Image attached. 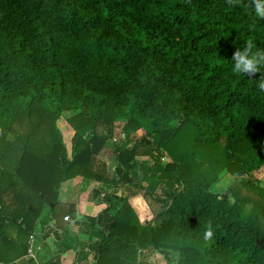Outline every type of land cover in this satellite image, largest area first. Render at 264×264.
<instances>
[{
  "label": "trees",
  "instance_id": "16d2710c",
  "mask_svg": "<svg viewBox=\"0 0 264 264\" xmlns=\"http://www.w3.org/2000/svg\"><path fill=\"white\" fill-rule=\"evenodd\" d=\"M258 5L0 0V264H22L33 234L52 230L61 188L76 177L101 183L92 200L105 205L79 222L95 255L81 247L78 264H152L153 252L169 264H264V188L253 178L264 168V64L234 71L235 53L264 54ZM117 122L108 177L93 162ZM227 172L235 183L213 191ZM120 187L141 194L151 221Z\"/></svg>",
  "mask_w": 264,
  "mask_h": 264
},
{
  "label": "crops",
  "instance_id": "0c3cea01",
  "mask_svg": "<svg viewBox=\"0 0 264 264\" xmlns=\"http://www.w3.org/2000/svg\"><path fill=\"white\" fill-rule=\"evenodd\" d=\"M103 152L105 150L101 153ZM81 179V177H76L62 186L59 196V210L54 216L51 217L47 211H42L43 221H48L50 216L52 230H49L48 234L43 232L34 233L29 244V249H32V255L20 258L17 263L22 262V264H25L32 261L33 264H46L51 259H57L59 255V259L56 260L57 264H78L77 253L81 251V247H84V251L88 252V260L93 261L95 254L88 244H92L95 239L93 241L90 240L89 235L84 233L79 222H83L88 216L96 217L105 206L93 202V187L76 186V183ZM137 202V197H134L130 205L136 214H139L140 211H137L139 210L138 205H135ZM141 208L143 209L144 207ZM71 210L76 214V219L73 221L65 219V217L70 216ZM41 228L42 224L38 220L36 232L40 231ZM55 230L61 233L59 235L61 240H58V237L54 235L53 231ZM63 248L65 250L61 251Z\"/></svg>",
  "mask_w": 264,
  "mask_h": 264
},
{
  "label": "rangeland",
  "instance_id": "374dc122",
  "mask_svg": "<svg viewBox=\"0 0 264 264\" xmlns=\"http://www.w3.org/2000/svg\"><path fill=\"white\" fill-rule=\"evenodd\" d=\"M123 124H124L123 122H117L115 124V128H116L115 140H112L110 142V145L107 146L105 152L100 153L96 157L95 161L93 162V168L96 171H98V172L100 171V173H103L105 176H108V177H113L114 169L117 165V158H116V155L114 153L113 143H117L119 141V136L122 134L121 129H122ZM59 126L63 132V138H64V140H65V142L69 148L71 145V137L73 135V131H72L71 127L69 126V124L66 122L64 116L59 120ZM142 133H143L142 131H138L135 135H136V137H139V136H141ZM165 161H169V158L167 157L165 159ZM237 178H238V175H235L233 173H228V172L223 173L220 176L219 180L213 185L212 189L215 192L223 193L233 183H235ZM253 178L259 182V185L261 187L264 188V168H261L260 170L254 172ZM87 184H86L87 185L86 187L90 186V187H93V189L95 187H101L102 186L101 183H97L94 181H91ZM79 185L83 186L82 185V179L76 183L77 187H79ZM244 193L249 195L250 197L258 198L256 191L255 192L244 191ZM118 195L126 196L128 201L130 200L129 203H131V201H133L134 197H137V201H138L137 203H139V204L136 203L135 205H138L137 207L139 210H137V211L138 212L140 211L139 214H137L139 220L142 223H147L148 221L152 220L153 212L151 211L148 203L144 200V198L141 196V194L138 193L135 189H130L128 187H120L118 189ZM141 207H144V208L142 209ZM262 221L264 223V218H262ZM151 259H153V260H151ZM150 261H152V264H169L163 258V256L158 252H153L151 254ZM171 261H172V263L175 262V256L171 257Z\"/></svg>",
  "mask_w": 264,
  "mask_h": 264
},
{
  "label": "clouds",
  "instance_id": "9594fccd",
  "mask_svg": "<svg viewBox=\"0 0 264 264\" xmlns=\"http://www.w3.org/2000/svg\"><path fill=\"white\" fill-rule=\"evenodd\" d=\"M257 12L259 15L264 16V9H261L259 5L257 6ZM236 58V64L234 71L236 72H249V73H255L258 71V65L264 64V54L257 53L252 54L248 50H245L244 52H238L235 53ZM261 89H264V83H261L259 85ZM212 231L209 230L206 233V238L211 237Z\"/></svg>",
  "mask_w": 264,
  "mask_h": 264
},
{
  "label": "built area",
  "instance_id": "2783aa9c",
  "mask_svg": "<svg viewBox=\"0 0 264 264\" xmlns=\"http://www.w3.org/2000/svg\"><path fill=\"white\" fill-rule=\"evenodd\" d=\"M65 219L68 220L69 217H65ZM28 255H32V249L31 248L28 250Z\"/></svg>",
  "mask_w": 264,
  "mask_h": 264
}]
</instances>
